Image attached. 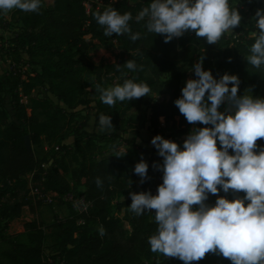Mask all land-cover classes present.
I'll use <instances>...</instances> for the list:
<instances>
[{
	"label": "trees",
	"instance_id": "obj_1",
	"mask_svg": "<svg viewBox=\"0 0 264 264\" xmlns=\"http://www.w3.org/2000/svg\"><path fill=\"white\" fill-rule=\"evenodd\" d=\"M43 1L38 12L13 9L11 19L19 25L5 41V54L13 64V86L18 88L19 94L17 92L13 97V120L4 107L0 78V264H183L178 258L150 250L148 238L156 229L154 213L136 215L128 208L130 192L155 194L157 185L162 182V173L155 167L162 158H156L155 147L151 144L148 149L149 141L140 145L149 155L147 160L143 159L148 168L146 178L141 182L132 170L140 159L134 160L130 156L97 159V142L103 140V136L87 129L88 114L82 115L83 121L74 126V110L93 102L94 122L98 124L101 113L110 115L113 119L111 137L117 130H120L118 136L123 137L131 125L121 127L117 124V111L147 107L150 132H159L163 117L164 127L170 130L169 139L181 144L185 138L181 136L193 124L185 120L174 100L181 95L185 81L195 78L191 66L199 58L202 57V68L210 70L214 78L224 73L235 74L239 79L238 95L249 86L254 97H264V69L253 68L245 59L254 41L252 32L257 30L253 21L236 0H229L238 10L241 21L216 44L207 43L194 31H185L180 37L165 42L161 34L147 32L143 20L137 22L134 19L141 8L147 7L149 0H136L135 3L101 0L100 5L93 3L88 12L81 0H52L50 6H44ZM108 7L120 13H132L130 33L120 36L113 33L110 37L117 39L119 48L130 52L127 55L120 53L116 61L95 64L88 58L94 45L84 36L102 38L103 29L96 23L94 13ZM258 8L259 4L255 11ZM132 33L139 34L136 40L129 38ZM107 44H112L111 39ZM128 59L136 62V70L123 66ZM25 64L36 68L27 71L22 67ZM116 64H120L119 69ZM129 78L147 83L151 89L149 96L118 101L112 106L100 101L97 84L108 87ZM43 87L55 97V102L41 95ZM86 87H90L89 91H84ZM21 95L27 102L21 101ZM202 126L196 122V127ZM130 134L127 144L139 137L135 127ZM25 135L29 138L28 147ZM69 135L74 137L71 146L63 143ZM94 136L99 137L95 139ZM43 141L57 143L47 168L42 165L39 151ZM256 143L264 145V139H258ZM60 151L62 153L57 156ZM229 152L231 154V150ZM67 171L71 182L64 175ZM28 172L33 173V181L39 182L40 193L51 191L64 195L74 191L75 185L84 187L83 200L88 203L79 213L57 219L50 225L52 242L48 246H45L46 233L36 219L24 222L18 232H8L9 222L20 217L24 207L33 208L24 178ZM97 177L101 180L99 186L95 182ZM239 194L243 195L242 192ZM218 195L232 198L231 193L218 192L209 194L206 203L213 204ZM117 196L124 198L115 201ZM123 206L126 215L121 218L114 214V209ZM123 219L129 230L123 228ZM89 224H96V227ZM101 227L103 235L99 233ZM19 236L24 240L18 241ZM189 264H231V261L222 254L206 252L203 258Z\"/></svg>",
	"mask_w": 264,
	"mask_h": 264
},
{
	"label": "clouds",
	"instance_id": "obj_2",
	"mask_svg": "<svg viewBox=\"0 0 264 264\" xmlns=\"http://www.w3.org/2000/svg\"><path fill=\"white\" fill-rule=\"evenodd\" d=\"M41 4L42 0H0V13L14 8L38 12ZM94 17L105 37L130 33L131 12L108 7ZM134 19L143 20L145 30L161 34L165 42L194 31L216 44L240 24L241 16L229 0H149ZM252 21L257 30L245 59L253 68L264 69V9L258 8ZM138 35L129 38L136 40ZM123 66L138 68L132 59ZM191 71L195 78L185 81L174 104L188 123L204 126L191 128L181 144L159 134L151 137L162 158L155 164L162 182L155 194L130 192L128 208L136 215L154 213L156 229L148 238L152 252L183 264L200 260L206 252L222 254L231 264H264V145L256 143L264 139V97H254L250 90L238 95V77L224 73L214 78L202 68V57ZM96 88L100 101L109 106L151 91L147 83L130 78ZM98 126L100 131L111 130L110 115L99 114ZM147 168L143 158L134 164L141 182ZM95 182L99 186L100 178ZM218 192L231 193L232 198L218 195L213 204L206 203L209 194ZM99 233L103 235V227Z\"/></svg>",
	"mask_w": 264,
	"mask_h": 264
},
{
	"label": "rangeland",
	"instance_id": "obj_3",
	"mask_svg": "<svg viewBox=\"0 0 264 264\" xmlns=\"http://www.w3.org/2000/svg\"><path fill=\"white\" fill-rule=\"evenodd\" d=\"M126 1L128 3L136 2V0ZM87 3L88 2H86V4ZM51 4L52 0L43 1L44 6H50ZM100 4L101 2L98 5ZM236 4L247 10L250 17V21H252L253 19V14L257 4L260 5V9H264V0H236ZM12 11L13 9L0 13V78L3 82L2 95L4 96V107L7 111L8 117L14 120L15 113L13 108V97L15 93L18 92V88L16 89L13 86L14 76L11 73L13 69V64L9 56H7L4 51V48L7 45L5 41L10 37L9 33L11 31H16L17 26L19 25V23L11 19ZM110 37L111 36L105 37L103 35L100 39H94L91 38L89 34L84 36L85 40L89 41L90 43H93L94 45V47L88 52V58L93 63L98 64L113 62L117 60L120 53H122L123 55H127L130 52V50H127L126 48H119L117 45V39ZM110 39L112 44H107V41H109ZM22 67L23 69H27V71H31V69L36 68V66H31L29 64H25ZM109 86L112 85H108V87ZM89 89L90 87H86L84 91H89ZM248 90H250L251 94L253 95V90L249 86H246L244 92L247 93ZM41 95L48 96L54 102L56 101L55 97L51 95L44 87L41 88ZM21 101L24 103L27 102L26 97L21 95ZM74 111V126L77 127L79 123L83 121L82 115L88 114L87 129L91 132L93 131V133H96L97 135L103 136V140L97 142V145L99 147L98 154L96 155L97 159L107 156H118L120 158H126L130 156L134 160H138L141 158H143L144 160L148 159L149 155L144 153L140 145H142V142L145 141L150 142L151 137L156 134L151 133L150 130L147 128L149 115V109L147 107H143L141 110L131 108L129 110L119 109L117 111V114L115 116L117 124H119L121 127H124L127 124L131 125L128 128L127 132L124 133L123 137L118 136L120 130L114 131L116 133L114 137H111L112 134L110 130H99L98 124L94 122L93 102L87 106H78ZM112 121L113 119H111V122ZM132 127H135V129L138 131L139 137L135 139L133 143L127 144L126 139H131L130 130L132 129ZM159 127L161 128L157 134L161 135L163 138L169 139L168 133L170 132V130L164 127V120L161 121L160 119ZM193 127H196V123L195 125L190 126L187 133ZM187 133H185L181 137H185ZM97 137L99 136H94L95 139H97ZM73 140V135H69L63 140V143H67L69 146H71ZM56 145L57 143L47 144L43 141L42 147L39 148L40 157L41 159H43V167L47 168L52 162L53 152H55L57 149ZM146 146L148 147V149L152 147L151 143L147 144ZM61 153L62 151L57 152L56 155L59 156ZM156 156L157 159L160 158L158 154ZM32 175L33 173L28 172L24 175V178L27 181V187L29 189L28 195L33 208L32 210H30L29 208L24 207L22 209L20 217L12 219L9 222L8 232H18L19 230H21L24 222L36 219L38 222L41 223V226L43 227V230L46 233L45 246H48L52 242L50 236V225L57 219H63L79 213V211L84 208L88 202L83 200L84 187L82 185H75L74 191L66 193L64 195H58L55 192L51 191H48L46 193H40L38 186L39 182L33 181ZM64 175L68 179V181L71 182L70 173L67 171L64 173ZM155 180L159 181V177H156ZM123 198L124 196H117L115 198V201H119ZM114 214L123 218V216L126 215L125 207L123 206L119 210L114 209ZM122 224L124 229L129 230V226L124 219L122 221ZM89 225L92 227H96V224ZM17 240L23 241L24 238L22 236H19ZM45 251L46 253L50 252L48 248H46Z\"/></svg>",
	"mask_w": 264,
	"mask_h": 264
},
{
	"label": "built area",
	"instance_id": "obj_4",
	"mask_svg": "<svg viewBox=\"0 0 264 264\" xmlns=\"http://www.w3.org/2000/svg\"><path fill=\"white\" fill-rule=\"evenodd\" d=\"M81 1L86 9V12H88L92 8L93 3L98 5L101 2V0H81ZM86 2L88 3L86 4Z\"/></svg>",
	"mask_w": 264,
	"mask_h": 264
},
{
	"label": "water",
	"instance_id": "obj_5",
	"mask_svg": "<svg viewBox=\"0 0 264 264\" xmlns=\"http://www.w3.org/2000/svg\"><path fill=\"white\" fill-rule=\"evenodd\" d=\"M24 139H25V145H26V147H28L29 146V138H28V136L25 135Z\"/></svg>",
	"mask_w": 264,
	"mask_h": 264
}]
</instances>
